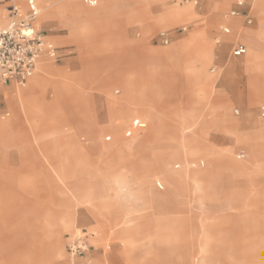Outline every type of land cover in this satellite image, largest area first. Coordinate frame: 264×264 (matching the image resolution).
I'll use <instances>...</instances> for the list:
<instances>
[{
    "label": "rangeland",
    "instance_id": "374dc122",
    "mask_svg": "<svg viewBox=\"0 0 264 264\" xmlns=\"http://www.w3.org/2000/svg\"><path fill=\"white\" fill-rule=\"evenodd\" d=\"M25 1L0 8L6 14ZM80 1L84 13L59 11H78ZM211 1L56 0L41 23L40 2L50 1L36 0L34 26L62 58H44L26 87H16L18 98L49 65L51 82L28 105L18 100L12 110L3 92L10 84L0 82V111L9 113L0 123L16 117L26 129L16 139L9 130L0 152V264H264V92L253 105L252 72L223 71L259 53L264 89V8L254 6L264 0H245L238 16V0L224 9L221 2L217 22ZM182 7L195 12L168 19L166 10ZM162 31L168 46L154 40ZM190 35L210 49L170 58ZM238 43L247 46L241 57L233 55ZM148 50L172 65L152 63ZM207 51L203 75L196 63ZM85 65L103 74L84 75ZM135 119L141 127L128 137ZM81 232L90 248L72 258L69 243Z\"/></svg>",
    "mask_w": 264,
    "mask_h": 264
},
{
    "label": "built area",
    "instance_id": "2783aa9c",
    "mask_svg": "<svg viewBox=\"0 0 264 264\" xmlns=\"http://www.w3.org/2000/svg\"><path fill=\"white\" fill-rule=\"evenodd\" d=\"M1 1L3 0H0V4H3ZM200 2L201 0H182V3L192 5H198ZM244 5V0H238L239 8ZM8 13L9 24L5 27L0 24V82L24 86L36 72L42 58L45 56L52 59L58 58V49L34 26L40 15L35 0H28L27 13L16 6H10ZM231 15L238 16L239 10H233ZM252 22L251 18H247L249 25ZM224 32L228 34L230 30L225 28ZM157 37L166 46L171 42L167 31L160 32ZM217 43H220V40H217ZM246 52L247 48L243 44H238L233 51L236 57H241ZM260 114L264 118V106L261 108ZM6 117L7 114H0L1 119ZM140 125V120H135L132 129L127 131V136H132L134 130ZM110 139L111 137H108V140ZM91 235L94 236V234ZM88 238L87 232H81L69 243L68 252L72 258L79 257L89 250Z\"/></svg>",
    "mask_w": 264,
    "mask_h": 264
},
{
    "label": "crops",
    "instance_id": "0c3cea01",
    "mask_svg": "<svg viewBox=\"0 0 264 264\" xmlns=\"http://www.w3.org/2000/svg\"><path fill=\"white\" fill-rule=\"evenodd\" d=\"M48 1H50L49 3H41L40 2V4H41V7L43 8V11H44V15H43V17H42V19L40 20V22L42 23V21H44V19H46V18H48L50 15H51V13H53V9H54V4H55V2H56V0H47V2ZM53 1H55V2H53ZM105 2H108V1H113V0H104ZM136 1H140V0H136ZM223 0H216V1H211V2H213V4H212V7H214V14H213V20L215 21V22H217V21H220V14H221V12H218V11H216V7L218 6V4H220L221 2H222ZM5 2V1H4ZM35 2H36V0H35ZM43 2H44V0H43ZM238 2V1H237ZM244 2H245V0H244ZM211 4V3H210ZM1 6H3L2 4H0ZM36 5H37V2H36ZM10 6H16V7H18V8H20L24 13H27L28 12V0H26L25 2H23V3H18V2H16V3H14V4H10V5H8L6 8H5V11H6V14H4L3 13V11L1 10V8H0V24H1V26H3V27H5V26H7L8 24H9V13H8V8L10 7ZM77 6L78 7H81L82 9H80V10H78V11H74V10H59V11H72L73 13H75V14H81V13H84L85 12V10H84V8H83V6H82V4H81V1L79 2V3H77ZM37 7H38V5H37ZM238 7V6H237ZM242 8V7H241ZM38 9H39V7H38ZM235 10H240V8L238 7V8H236ZM39 11H40V9H39ZM194 12H195V8H194ZM239 14H240V11H239ZM101 14H100V12H98L97 11V13H94V14H91V16H93V17H91V18H93L94 20L95 19H97V17H99ZM89 16V15H88ZM247 18H251L249 15H247L246 16V20H247ZM252 19V18H251ZM253 21V20H252ZM229 24L233 27V28H237L238 27V24H237V22L236 21H230L229 22ZM80 28V27H79ZM229 29V28H228ZM76 30V29H75ZM230 30V29H229ZM82 32H83V29H82ZM82 32H75V34L76 35H74L72 32V36L73 37H77V36H79L80 34H82ZM168 32V31H167ZM43 33V32H42ZM169 33V32H168ZM44 34V33H43ZM45 35V34H44ZM197 35H201L200 33L199 34H197ZM158 36V34L155 36V38H154V40H159V38L157 37ZM169 36H170V40H171V42H172V37H171V35L169 34ZM45 37H46V39L48 40V41H50V42H52L51 40H49L48 39V37H47V35H45ZM192 38L191 40H190V44L194 47V49H197V48H201V49H203V48H209L208 46H206L205 44L203 45V44H201V45H197L196 43H197V38H196V35H190L189 37H187V38H185V39H183V40H181V41H179V43L176 45V47L174 48V49H172L171 50V52L173 53V55L176 57V58H178V57H182L183 58V60H185V59H187V58H189L191 55H192V52H193V49L192 48H189V49H187L186 51H183V52H180L181 50H180V48H181V44H183V43H185L187 40H189V38ZM160 41V40H159ZM221 41V40H220ZM161 42V41H160ZM171 42H170V44H171ZM53 43V42H52ZM162 43V42H161ZM54 44V43H53ZM163 44V43H162ZM169 44V45H170ZM238 44H243V43H238ZM237 44V45H238ZM55 45V44H54ZM143 44L140 42V43H137V48H140L141 46H142ZM236 45V46H237ZM243 45H245V44H243ZM235 46V47H236ZM246 46V45H245ZM234 47V48H235ZM136 48V45L134 46V49ZM246 48H247V46H246ZM58 49V58L57 59H52V58H49L48 56H45L44 58H48V59H51V60H55V61H59L61 58H62V56L59 54V48H57ZM210 49V48H209ZM147 50V49H146ZM177 51V52H176ZM233 51H234V49H233ZM159 51H154V50H148V52H147V55H148V57L147 58H149L151 61H152V63H155V64H158V65H161L162 64V62L163 63H166L167 65L168 64H170V62L168 61L167 62V60H166V58H165V56H163V55H161V54H159L158 53ZM247 53V52H246ZM259 54V53H258ZM257 54V55H258ZM233 55H234V53H233ZM256 54H251L250 56L253 58V59H251V60H249L248 62L246 61V59L244 60V62H242V63H240V62H237V61H235V62H228V63H226L225 64V66H224V68H223V71L225 70V72H227L228 74L229 73H231V72H235L237 69H239V68H242V67H245L246 69H249L252 73L249 75V77H248V87H249V98H250V102H253L254 104H257V103H259V102H261V101H263V99H262V93H261V91L260 90H258V88H257V85L259 84L258 83V81H259V79H260V75L258 74V67H259V64H257L258 63V61L261 59L260 58V56L258 57ZM236 57V56H235ZM44 58H42L41 59V62H42V60H44ZM174 61H176L175 59H173ZM159 62V63H156V62ZM244 64H245V66H244ZM170 65H172V64H170ZM38 68V67H37ZM257 72V73H256ZM105 73V72H104ZM82 74H84V75H102L103 74V72H100L96 67H90V66H88V65H85L84 66V70H83V72H82ZM108 75H109V79H110V81H112V79L114 78V76H117V77H119L117 74H113V73H108ZM221 75H222V73H221ZM221 75L218 77V79L216 80V81H218V80H220V78H221ZM7 84H10V87H9V90H5V91H3L4 92V95H5V99H6V103H7V105L10 107V105H9V102H10V100H11V98H12V96H13V93L15 92V89H16V87L18 86L17 84H15V83H7ZM0 91H2V87L0 86ZM40 90L39 89H35V90H33V92H32V94L34 93V94H37L38 92H39ZM259 98H261L260 100H259ZM110 108H112L111 106H110ZM262 108V107H261ZM134 109V108H133ZM0 114H7V117L9 116V113L8 112H1L0 111ZM126 115H128V114H126ZM125 115V116H126ZM250 116H248L247 118H249ZM3 120V119H2ZM109 120H110V115H109ZM135 120H140V119H135ZM134 120V121H135ZM133 121V122H134ZM110 122H112L111 120H110ZM140 123H141V120H140ZM133 125V124H132ZM23 126L21 125V124H17L16 123V117L14 118H11L8 122H6V123H0V152H1V149H3L5 146H6V140H7V135H8V133H9V130H13V138L14 139H16V137L18 136V135H20L21 134V131H26V129L25 128H22ZM141 127V125L138 127V128H140ZM88 128V130H91L92 129V127H87ZM137 128V129H138ZM137 129H135L134 130V132L137 130ZM15 131V132H14ZM86 133H87V131H86ZM88 134V133H87ZM12 134H10V136H11ZM90 135V134H89ZM20 137H22V136H20ZM89 137V136H88ZM1 155V154H0ZM245 164H247V162L245 163ZM244 164V165H245ZM240 167V166H239ZM53 179L59 184V185H63L60 181H59V175H55L54 177H53ZM59 234V233H58ZM58 239L56 240V249H57V252H58V255H59V257H62L63 255H64V251H60V249L59 248H61V236L59 235V237H57ZM41 260H43V259H41Z\"/></svg>",
    "mask_w": 264,
    "mask_h": 264
},
{
    "label": "bare ground",
    "instance_id": "6f19581e",
    "mask_svg": "<svg viewBox=\"0 0 264 264\" xmlns=\"http://www.w3.org/2000/svg\"><path fill=\"white\" fill-rule=\"evenodd\" d=\"M4 1L5 0H3L1 2H4ZM161 1H165V0H161ZM229 1L230 0H223L222 1L221 5H220L222 7V9H224L228 5ZM220 6L218 5L219 8H220ZM254 6H255V9L258 12H260V10H263V8H264L263 5H262V2H260V1L255 2ZM165 13L168 15V19H171V20L172 19H175V20L186 19V18H189L190 16H192L194 14L193 7H182L181 9H179L177 11H173V9H168V10L165 11ZM261 15L264 18V14L261 13ZM191 39L192 38L187 40L185 43L181 44V48H180L181 51L180 52L186 51L187 49L193 47L190 44V40ZM257 54L258 53H256V55ZM257 56L258 57L260 56V58L262 59V56L260 54H258ZM172 57H175V56L173 54H171L170 58H172ZM212 57H213L212 54L210 52H208V51L207 52H203L198 57L197 63H196L197 64L196 65V69L198 71H200L203 75H205L204 66H205V64H207L212 59ZM251 59H253V58L250 55H248L246 57L247 62L249 60H251ZM259 68L260 67H258V70H260ZM51 74H53V72L51 70H49V65H47L46 63L43 62L41 64V67H40V70H39V74L33 80L32 87L28 91H26V93H22V94L20 93L21 95H18L19 96L18 98H16L15 97L16 95L13 94V96H12L10 102H9L10 108L12 110H14L13 107H14L15 103H18L17 102L18 100H20L24 104V106L28 105L29 104V99L32 98V96L34 95V93L32 94L33 90H35V89L41 90L44 86L49 84L51 82V78L49 77V75H51ZM54 77H55V75H54ZM30 81H29V83H30ZM27 84H25L22 87H26ZM257 88H258V90L261 91V93L264 92V89L262 87H260L259 84L257 85ZM253 105H254V103H253ZM60 251H64V247H62V249L60 248Z\"/></svg>",
    "mask_w": 264,
    "mask_h": 264
}]
</instances>
